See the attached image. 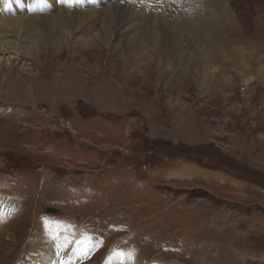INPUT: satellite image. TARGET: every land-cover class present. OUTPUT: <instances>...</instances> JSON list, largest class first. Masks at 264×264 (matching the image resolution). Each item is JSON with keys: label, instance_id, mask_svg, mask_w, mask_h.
<instances>
[{"label": "rangeland", "instance_id": "obj_1", "mask_svg": "<svg viewBox=\"0 0 264 264\" xmlns=\"http://www.w3.org/2000/svg\"><path fill=\"white\" fill-rule=\"evenodd\" d=\"M111 4L176 30L167 64L150 39L126 61L80 44L0 54V264H264V87L244 81L264 76V0H0V14Z\"/></svg>", "mask_w": 264, "mask_h": 264}, {"label": "bare ground", "instance_id": "obj_2", "mask_svg": "<svg viewBox=\"0 0 264 264\" xmlns=\"http://www.w3.org/2000/svg\"><path fill=\"white\" fill-rule=\"evenodd\" d=\"M26 14L27 13L25 12L24 14L10 15L11 17H1L0 14V54H8L7 58L10 61L13 58L16 60L30 58L35 62H39L40 57L34 54L38 52V50H42L44 53L49 49H54L56 52H60L67 47L75 48L79 44L81 45H79V48L85 51H89L90 48H95L94 46H99L100 49H108L111 53L118 51L122 54L121 57L126 61L131 56L137 57V53L142 52L145 49L144 44L148 39L155 42V44H153L152 54H155L158 63L162 62L163 65L167 64L169 53L172 54L177 51L174 42L179 41V38L175 29L161 27L159 25L160 23L157 24L152 21L138 22L137 17L133 12L112 4L99 10L88 9L81 14L68 10H57L56 13L50 15ZM93 18H97L98 21H101V25L86 38L75 36V29H79L83 22H88ZM127 21H129V24L126 23ZM31 31L33 35H31ZM128 31H130V34H127ZM122 40L124 41L122 42ZM26 41L29 43L25 44ZM201 50H203V48H201ZM192 61L193 60H191V62ZM195 61L197 60H194L192 63ZM154 62L156 63V61ZM207 64L208 62L204 63L203 67L210 70L212 67L210 65L207 66ZM260 77V80H258V77L255 78V80H252L250 74L247 76L244 75L245 89L251 90L252 81H259V84L264 87V76L261 75ZM218 78L221 80L220 76H218ZM3 200L4 199H0V227L8 221L7 216L10 208H7V206L11 204H9L8 201ZM57 244H61V239L54 244L51 250H56L58 248ZM60 255V259L57 258L56 261L55 257L44 252L41 260L34 259L32 264H50L55 261L59 264H69V261L64 259L62 254Z\"/></svg>", "mask_w": 264, "mask_h": 264}, {"label": "water", "instance_id": "obj_3", "mask_svg": "<svg viewBox=\"0 0 264 264\" xmlns=\"http://www.w3.org/2000/svg\"><path fill=\"white\" fill-rule=\"evenodd\" d=\"M45 211H46V212H49V213H53V212H55L56 210H55L54 207L48 206V207L45 208Z\"/></svg>", "mask_w": 264, "mask_h": 264}, {"label": "snow or ice", "instance_id": "obj_4", "mask_svg": "<svg viewBox=\"0 0 264 264\" xmlns=\"http://www.w3.org/2000/svg\"><path fill=\"white\" fill-rule=\"evenodd\" d=\"M120 255H123V253H121Z\"/></svg>", "mask_w": 264, "mask_h": 264}]
</instances>
